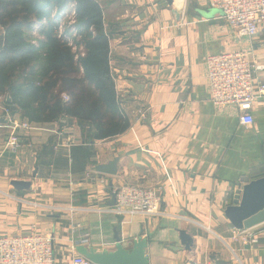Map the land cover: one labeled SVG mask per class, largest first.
<instances>
[{
  "label": "crops",
  "instance_id": "1",
  "mask_svg": "<svg viewBox=\"0 0 264 264\" xmlns=\"http://www.w3.org/2000/svg\"><path fill=\"white\" fill-rule=\"evenodd\" d=\"M212 1L185 0L177 15L166 0H99L114 32L111 71L129 122L93 144L97 163L119 159L114 176L94 165L73 174L81 128L61 118L32 122L0 95V237L52 235L51 264H70L84 233L88 245L114 250L115 230L128 246L146 238L150 264H215L214 253L226 264H264V223L240 232L225 215L244 179L264 173V96L250 106L254 123L247 125L237 108L210 101L207 79L210 54L242 51L264 61V24L252 38L240 37ZM12 119L32 127L15 129ZM13 180L31 186L18 191ZM125 184L156 188L160 213L118 214L112 201ZM180 230L193 237L191 250Z\"/></svg>",
  "mask_w": 264,
  "mask_h": 264
},
{
  "label": "trees",
  "instance_id": "2",
  "mask_svg": "<svg viewBox=\"0 0 264 264\" xmlns=\"http://www.w3.org/2000/svg\"><path fill=\"white\" fill-rule=\"evenodd\" d=\"M54 1L60 4L55 12ZM71 3L73 23L59 33L58 20ZM0 27V95L10 96L12 111L32 122H75L85 141L72 146L71 169L85 173L97 164L94 142L129 127L111 71L114 32L103 6L99 0H0ZM35 32L42 38L35 41Z\"/></svg>",
  "mask_w": 264,
  "mask_h": 264
},
{
  "label": "built area",
  "instance_id": "3",
  "mask_svg": "<svg viewBox=\"0 0 264 264\" xmlns=\"http://www.w3.org/2000/svg\"><path fill=\"white\" fill-rule=\"evenodd\" d=\"M213 7L219 9L222 17L240 37L252 38L264 24V0H213ZM264 61H255L242 51L210 54L207 57V79L209 99L216 106H233L238 109L242 123L252 125L254 117L250 106L264 96ZM64 100L69 96L64 94ZM9 110H6L8 113ZM15 129L28 130L29 121L12 119ZM67 143L71 136H65ZM17 142H11L12 147ZM114 210L118 214L160 213L161 196L156 188L138 184H125L115 191ZM241 232V231H240ZM244 232V231H242ZM89 234L82 235L77 244H88ZM237 239V238H236ZM247 242V237L241 238ZM54 238L50 234L33 232L23 235L0 237V264H51L54 260ZM70 264H96L80 254ZM191 264H211L210 261L195 260Z\"/></svg>",
  "mask_w": 264,
  "mask_h": 264
},
{
  "label": "water",
  "instance_id": "4",
  "mask_svg": "<svg viewBox=\"0 0 264 264\" xmlns=\"http://www.w3.org/2000/svg\"><path fill=\"white\" fill-rule=\"evenodd\" d=\"M170 6L175 7L179 15L185 0H166ZM177 9V10H176ZM219 12H221L218 9ZM222 13V12H221ZM0 121H6L1 117ZM119 159L115 157L108 163H97L93 169L97 173L114 176L118 173ZM12 185L16 190H28L31 182L13 180ZM112 205H115L113 197ZM225 215L238 231H247L264 223V173L256 177L244 179V185L239 189L233 204L225 209ZM180 238L187 250H191L194 244L193 237L186 231L180 230ZM116 245L114 250H98L88 244H77L76 251L96 264H150L146 254L148 240L142 236L137 237L128 246L122 243L117 230H115ZM211 259L215 264H226L217 258L214 253Z\"/></svg>",
  "mask_w": 264,
  "mask_h": 264
},
{
  "label": "rangeland",
  "instance_id": "5",
  "mask_svg": "<svg viewBox=\"0 0 264 264\" xmlns=\"http://www.w3.org/2000/svg\"><path fill=\"white\" fill-rule=\"evenodd\" d=\"M59 2H57V1H54L53 2V5H52V11L53 12H55L57 9H58V7H59ZM64 15L58 20V32L60 33H62V32H64L65 31V27H66V25H69L70 23H73V17H74V14H75V12H74V3H71L70 4V6L68 7V9L63 13ZM50 16H52V14L50 15ZM32 35H34V38H35V41L37 40V39H39V38H42V36L41 35H39L38 33H33ZM74 35L75 34H73L72 36H71V38H70V42H74L73 41V39H74ZM81 50V49H80ZM120 109H121V111H122V114H123V108H122V105L120 104Z\"/></svg>",
  "mask_w": 264,
  "mask_h": 264
}]
</instances>
